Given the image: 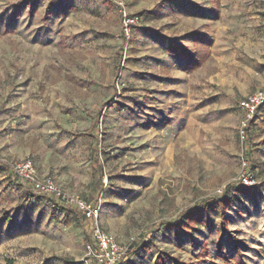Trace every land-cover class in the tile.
<instances>
[{"label":"rangeland","instance_id":"374dc122","mask_svg":"<svg viewBox=\"0 0 264 264\" xmlns=\"http://www.w3.org/2000/svg\"><path fill=\"white\" fill-rule=\"evenodd\" d=\"M125 2L129 35L109 0H0V264H96L70 199L100 207L120 264H264V106L245 129L240 107L264 89V0ZM196 34L188 69L169 49ZM28 159L67 201L11 171Z\"/></svg>","mask_w":264,"mask_h":264},{"label":"built area","instance_id":"2783aa9c","mask_svg":"<svg viewBox=\"0 0 264 264\" xmlns=\"http://www.w3.org/2000/svg\"><path fill=\"white\" fill-rule=\"evenodd\" d=\"M112 2L121 18V27L126 35L138 25L139 17L129 13L125 0H109ZM264 106V89L252 93L240 103L244 112L242 129H245L253 119L257 111ZM244 134V132H242ZM243 163V168H246ZM11 171L24 183L31 186L36 193L51 198L56 202L67 201L65 192L55 183L51 177H40L37 174L34 163L31 160H24L11 165ZM239 182L244 187H252L256 184L255 176L249 172H243ZM68 204L74 205L83 218L92 225L93 245H89L88 252L93 256L96 264H120L127 253V248L119 244L115 238L102 230L98 223L100 207L81 199L68 200Z\"/></svg>","mask_w":264,"mask_h":264},{"label":"trees","instance_id":"16d2710c","mask_svg":"<svg viewBox=\"0 0 264 264\" xmlns=\"http://www.w3.org/2000/svg\"><path fill=\"white\" fill-rule=\"evenodd\" d=\"M20 11H21V9L17 10L13 14V16L11 18L13 20V22H16L19 20ZM48 15H49V13L47 11V14L45 15V18H44L45 22L48 19ZM193 44H194V52H195L194 54H191L189 52L188 53L184 52L183 48L180 46H175V47L170 48L169 53L172 54L173 56H176V57L180 58L181 60H183V62L186 64L188 69L196 68L207 59V57L209 55V48L211 46V41L203 35L196 34L194 36V39H193ZM214 204L219 209L221 215L224 216L226 208H228L231 204V200H230V197L227 196V197H224L222 199L215 200ZM189 215H190L189 219H192V221L195 220L192 213ZM223 228L225 231H227V223L226 222L223 223ZM232 239H234V238H232ZM235 244H236V250H237L236 257H237V259H240L242 257V255L240 254V250H241L240 244L241 243L235 240ZM166 258H168V256L160 255L156 260V264H166V262H165ZM224 258L228 262L230 261L227 257H224ZM175 261L177 264H189V263L182 262L180 259H176Z\"/></svg>","mask_w":264,"mask_h":264}]
</instances>
